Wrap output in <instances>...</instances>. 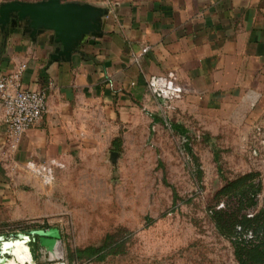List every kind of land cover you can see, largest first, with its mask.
Returning a JSON list of instances; mask_svg holds the SVG:
<instances>
[{"label":"rangeland","instance_id":"374dc122","mask_svg":"<svg viewBox=\"0 0 264 264\" xmlns=\"http://www.w3.org/2000/svg\"><path fill=\"white\" fill-rule=\"evenodd\" d=\"M189 94L183 88L182 97ZM184 101L165 113L136 105L115 116L103 107L99 139L69 162L57 158L64 167L49 184L25 169L29 158L15 161L13 169L41 188L43 214L0 222V264L14 257L2 242L51 227L59 230L62 256L35 259L38 237L30 235L32 256L15 252L20 263L264 264V243L246 247L242 262L231 236L252 212L243 222L264 240V130L256 128L255 103L232 93L215 106ZM88 246L94 256H75Z\"/></svg>","mask_w":264,"mask_h":264},{"label":"crops","instance_id":"0c3cea01","mask_svg":"<svg viewBox=\"0 0 264 264\" xmlns=\"http://www.w3.org/2000/svg\"><path fill=\"white\" fill-rule=\"evenodd\" d=\"M68 1L107 9L100 33L88 35L69 61L52 58L58 44L50 30L31 38L24 23L0 29V77L25 63L21 87L47 93L42 118L18 141L8 138L0 108V222L43 214L36 202L41 188L13 169L15 161H71L99 139L103 107L115 116L136 105L158 108L146 87L149 75L172 73L190 90L187 97L207 106L231 93L246 98L264 130V0ZM36 257L49 258L39 243Z\"/></svg>","mask_w":264,"mask_h":264},{"label":"water","instance_id":"95a60500","mask_svg":"<svg viewBox=\"0 0 264 264\" xmlns=\"http://www.w3.org/2000/svg\"><path fill=\"white\" fill-rule=\"evenodd\" d=\"M107 9L88 2L68 0H10L0 3V29L7 30L9 25L24 23V29L31 38L38 32L50 30L53 41L58 44L52 58L66 61L88 35L99 34ZM37 236L38 243L51 249L60 242L59 230L55 227L30 230L29 234H18L27 241L29 236ZM0 240L3 237L0 236ZM6 242H2L1 250Z\"/></svg>","mask_w":264,"mask_h":264},{"label":"built area","instance_id":"2783aa9c","mask_svg":"<svg viewBox=\"0 0 264 264\" xmlns=\"http://www.w3.org/2000/svg\"><path fill=\"white\" fill-rule=\"evenodd\" d=\"M142 51L148 46L143 45ZM25 63L20 64L13 72L0 77V108L3 121L7 127L8 138L18 141L20 137L36 122H38L47 107V93L44 89L27 90L21 87V76ZM149 94L157 100L158 108L163 113L174 108V102L183 95V87L174 79L172 73L152 74L146 79ZM166 125L165 120L156 121V124ZM179 138L180 134L178 133ZM182 141H185L182 136ZM25 169L39 179L43 184H49L55 177L57 168L64 164L57 158L46 161L28 159L24 163ZM253 238L251 230H243L241 225L236 226L232 236L233 241L247 244Z\"/></svg>","mask_w":264,"mask_h":264},{"label":"trees","instance_id":"16d2710c","mask_svg":"<svg viewBox=\"0 0 264 264\" xmlns=\"http://www.w3.org/2000/svg\"><path fill=\"white\" fill-rule=\"evenodd\" d=\"M179 130H180V128L179 127H177ZM178 131V130H177ZM181 131L183 132V137H184V139H185V141L187 140L186 139V135L184 134L185 133V131L184 130H182L181 129ZM181 134V133H180ZM117 141L119 140V139H116ZM116 142V141H115ZM188 150H189V148H188V144H186V146H185ZM175 196V195H174ZM253 217V213L252 212H246L245 214H244V217H243V221H248V220H250L251 218ZM243 221H237L234 225H233V227H232V231H231V236H233L234 234H235V232H236V226L237 225H241L242 226V228H243V230H246V231H248V230H251L252 231V229H249L246 225H245V223L243 222ZM252 233H253V231H252ZM263 237H261V238H259V239H262ZM259 239H256V237H255V234L253 233V238L247 243V244H244V243H241V242H239V241H234V243L237 245V248H238V255H239V257H240V260L242 261V262H244L245 260L244 259H242L243 257H242V253H244V251H247V250H251V249H246V247H252L253 249L255 248V247H258L259 245H262L263 243H264V240L263 241H261V242H259L260 240ZM259 240V241H258ZM257 242V243H256ZM259 242V243H258ZM37 244H38V241H37ZM96 248H94V247H92V246H88V247H85V248H78V249H76L75 250V256L77 257V258H83V257H87V258H90V257H92V256H94L95 254H96Z\"/></svg>","mask_w":264,"mask_h":264},{"label":"bare ground","instance_id":"6f19581e","mask_svg":"<svg viewBox=\"0 0 264 264\" xmlns=\"http://www.w3.org/2000/svg\"><path fill=\"white\" fill-rule=\"evenodd\" d=\"M27 240L24 238H20V239H15L12 241H7L3 247L4 250H6L7 248H9V252H11V254L14 256L11 259H8L7 262H3L2 264H22L20 263L15 256V252H19V251H27L29 253L30 256H32L31 252H30V248L28 246ZM48 250V257L51 259H57L58 257H61L63 252L61 249V242H57L54 244V247H52L51 249H47ZM47 264V263H46ZM54 264H63V263H54Z\"/></svg>","mask_w":264,"mask_h":264}]
</instances>
